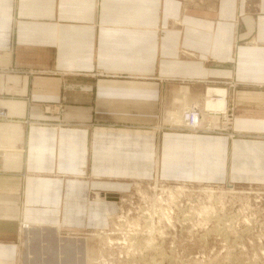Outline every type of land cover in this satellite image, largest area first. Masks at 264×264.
Here are the masks:
<instances>
[{"label": "crops", "instance_id": "obj_1", "mask_svg": "<svg viewBox=\"0 0 264 264\" xmlns=\"http://www.w3.org/2000/svg\"><path fill=\"white\" fill-rule=\"evenodd\" d=\"M187 1L0 0V67L18 78L1 83L0 264L23 222H99L101 195L136 179L264 181V0ZM217 82L238 139L150 128Z\"/></svg>", "mask_w": 264, "mask_h": 264}, {"label": "rangeland", "instance_id": "obj_2", "mask_svg": "<svg viewBox=\"0 0 264 264\" xmlns=\"http://www.w3.org/2000/svg\"><path fill=\"white\" fill-rule=\"evenodd\" d=\"M209 88L226 93L223 109L204 112L209 124L192 129L189 121L183 123V112L194 108L190 102L176 115L177 120L162 115L150 128L211 133L226 136L230 142L238 139L242 134L235 129L237 108L231 90L221 82ZM185 91L186 87L184 100L190 98L188 92L184 96ZM219 92L210 99L223 98ZM206 97L207 92L195 108L205 109ZM170 190L177 197L171 199ZM101 196L115 204L103 206V218L88 221L85 227L52 228L23 222L18 259L7 264H90L87 246L100 257L91 264H264V181L205 175L180 180L152 177L136 179L125 193ZM89 198L97 200V194ZM145 224L150 228H144ZM149 235L154 247L146 243Z\"/></svg>", "mask_w": 264, "mask_h": 264}, {"label": "bare ground", "instance_id": "obj_3", "mask_svg": "<svg viewBox=\"0 0 264 264\" xmlns=\"http://www.w3.org/2000/svg\"><path fill=\"white\" fill-rule=\"evenodd\" d=\"M3 77H6L8 80H10V81H14V79L16 80V79H18V78H16L15 76H14V74L13 73H8L7 74V76H6V74H4L3 76H2V78ZM2 80H4V78L2 79ZM219 90L220 89H213V88H209V90L207 91V97H206V99L204 100L205 102H206V106H205V109H197L199 112H200V114H198V116H196L197 118H198V123H199V125H200V127L202 126H205L206 124H209L210 122H208V123H205V111H209V110H213V111H218V110H221V109H223V107H224V104H225V99H224V97H225V95H226V93H225V90H223V89H221V91L219 92ZM219 92V95H221L223 98H219V99H217V100H211L210 99V96L214 93V92ZM210 92V93H209ZM185 96V95H184ZM184 101H186V99L184 100ZM11 104V100L10 101H6V100H4V99H1V106L2 107H4L7 111H8V116H11L10 115V112H9V105ZM217 107V108H216ZM207 108H209V109H207ZM212 108V109H211ZM188 110V109H187ZM187 110H185L184 112H183V114H182V117H181V119H182V121H183V123L185 122V120H184V116H185V112L187 111ZM189 110H191V109H189ZM177 118H179V115H178V117ZM170 119L171 120H176V119H173V118H171L170 117ZM1 122H5V120H3V121H0V123ZM177 192H178V190H177ZM181 192V191H180ZM183 192V191H182ZM169 196L171 197V199L172 198H174L176 195H175V191H172V190H170L169 191ZM169 197V198H170ZM177 197V196H176ZM206 208H208V207H206ZM210 209V208H209ZM208 209V210H209ZM207 210V209H206ZM205 211V210H204ZM164 212V211H163ZM207 212H209V211H207ZM166 213V212H165ZM164 214V213H163ZM165 216H166V214H164ZM205 216V215H204ZM167 218V217H166ZM207 218V217H206ZM169 219H170V217H169ZM247 219V218H246ZM135 225H137L138 226V223L137 222H133ZM146 226H148V224L146 225L145 224V227L144 228H146ZM149 228H150V226H148ZM148 229V228H147ZM152 232V230L150 231V233ZM148 238H150L151 236L149 235V236H147ZM133 239H134V237H130V241H133ZM136 239V238H135ZM147 239V238H146ZM152 239L150 238V239H148L147 241H146V243H153V241H151ZM109 241H112V239H109ZM158 241V240H157ZM155 242V241H154ZM70 243V242H69ZM157 243V242H156ZM143 244V243H142ZM151 245V244H150ZM147 246V245H146ZM152 246V245H151ZM151 246H148V247H150L151 248ZM155 245H153L152 247H154ZM133 247V246H132ZM138 247V246H137ZM137 247H134V249H137ZM158 247V246H157ZM141 248V247H140ZM133 249V250H134ZM145 249V248H144ZM149 249V248H148ZM131 251V250H130ZM129 251V252H130ZM93 252H94V250H92L90 247H86V257H87V261L91 264V263H94L95 262V260H97L98 258H100L99 256H95V255H93ZM146 252V251H145ZM133 253V252H132ZM140 255V254H139ZM147 255V254H146ZM149 255V254H148ZM128 256V255H127ZM136 256V255H135ZM145 257V256H144ZM143 257V258H144ZM135 258V257H134ZM140 259H142V258H140ZM148 259H149V257H148ZM148 261V260H147ZM151 264V263H150ZM153 264V263H152Z\"/></svg>", "mask_w": 264, "mask_h": 264}, {"label": "built area", "instance_id": "obj_4", "mask_svg": "<svg viewBox=\"0 0 264 264\" xmlns=\"http://www.w3.org/2000/svg\"><path fill=\"white\" fill-rule=\"evenodd\" d=\"M6 74V69L0 67V121L5 120L8 117L7 110L1 106V96L3 93V90H1V83H2V76ZM200 112L197 110V108H191V110H187L185 112L184 120L189 121L187 124L192 129H198L200 127L198 123V116Z\"/></svg>", "mask_w": 264, "mask_h": 264}]
</instances>
